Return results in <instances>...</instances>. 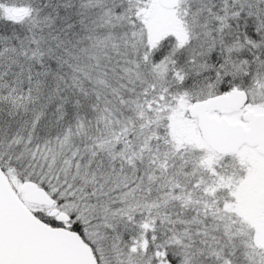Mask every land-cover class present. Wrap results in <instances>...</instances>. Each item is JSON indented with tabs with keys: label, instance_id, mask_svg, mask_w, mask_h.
Listing matches in <instances>:
<instances>
[{
	"label": "snow or ice",
	"instance_id": "6c2138e0",
	"mask_svg": "<svg viewBox=\"0 0 264 264\" xmlns=\"http://www.w3.org/2000/svg\"><path fill=\"white\" fill-rule=\"evenodd\" d=\"M0 264H264V0H0Z\"/></svg>",
	"mask_w": 264,
	"mask_h": 264
}]
</instances>
